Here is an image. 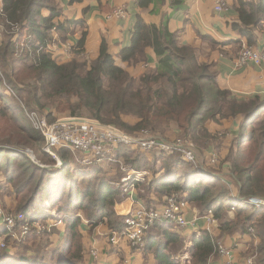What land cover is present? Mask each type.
<instances>
[{"label": "trees", "instance_id": "1", "mask_svg": "<svg viewBox=\"0 0 264 264\" xmlns=\"http://www.w3.org/2000/svg\"><path fill=\"white\" fill-rule=\"evenodd\" d=\"M2 3L0 24L5 39L0 47V177L4 180L0 181V194L13 196L16 211L25 215L26 221L35 215L38 221L46 222L41 212L48 204L59 218H65V231L63 243L50 250L49 237L39 236L33 228L17 246L10 235L13 231L1 228L0 237H6V245L0 247V264H83V220L94 226L107 223L111 232L125 228V217L118 216L115 207L129 194L114 184L121 185L128 173L123 170L126 167L153 176L150 182L134 183L139 191L137 199L144 207L156 209L177 196L200 217L213 215L220 223V239L236 233L259 239L261 244L253 253L256 261L264 264V207L257 209L246 202L252 197L264 198V96L240 97L221 89L213 65L201 62L193 47L180 43L166 25L149 26L139 18L131 45L122 49L119 57L124 63L137 65L147 60L145 51L152 48L157 57L155 70L133 77L116 64L105 42L94 61L76 56L59 64L46 50L52 31L62 29L55 24L62 15L55 0ZM44 9L51 12L48 18L42 15ZM236 11L240 23L235 29L251 46L254 29L264 22V0L256 4L237 0ZM16 33L19 38L13 41ZM30 104L48 110L50 123L57 120L54 112L68 113L131 135L148 132L167 141L172 140L174 128L178 131L176 139L201 150L209 146L203 140L211 141L208 122L239 116L244 121L226 156L230 176L225 179L214 175L220 171L186 162L178 152H141L123 145L108 146L103 162L91 166L80 163L78 152L58 149L63 164L55 169L58 162L43 151L45 138L27 116L34 111ZM27 148L47 167L34 164L24 154ZM113 170L115 175H111ZM157 174L160 176L155 178ZM230 186L237 188L239 201L234 200ZM233 208L237 217L227 220L224 215ZM216 241L203 230L191 236L189 249L178 226L156 223L147 232L142 253L144 257L153 255L156 264H182L183 254L189 255L191 264H208L217 253Z\"/></svg>", "mask_w": 264, "mask_h": 264}, {"label": "crops", "instance_id": "2", "mask_svg": "<svg viewBox=\"0 0 264 264\" xmlns=\"http://www.w3.org/2000/svg\"><path fill=\"white\" fill-rule=\"evenodd\" d=\"M217 0H55V3L61 8L62 15L55 20V24L61 25V30L54 29L51 34V41L48 42L46 50L52 55V58L59 64L67 63L76 56L84 57L89 61L96 60L100 55L102 43L105 42L108 53L115 59L116 64L124 68L133 77L142 76L147 70H155L157 67V57L152 48H147L146 61L137 65H129L120 60V51L131 45L132 33L137 18L141 19L149 26L160 27L166 25L171 33L178 36L180 43L189 45L198 53L201 62L213 65V70L217 74L218 84L221 89L229 90L240 97L264 96V63L256 66L250 64L245 67H236V60L243 46L251 47L259 52L264 53V22L261 28L253 31V44L250 46L248 39L242 37L235 29V25L240 23L238 13L236 11L237 0H224L228 6L227 10L217 12L215 10ZM252 3H258L259 0H245ZM3 6L0 0V11ZM117 9H123L126 13L124 18L109 16ZM51 12L47 9L42 11L45 18L50 16ZM0 28L2 25L0 24ZM238 28V27H237ZM4 30V29H3ZM1 29L0 43L4 42L5 35ZM19 35L16 33L13 41H16ZM20 86V85H19ZM59 119V118H58ZM127 122L133 124L134 121L126 119ZM244 118L239 116L236 119L222 120L219 123L208 122L206 129L211 136V141L215 144L218 140V153L222 150L225 154L221 159V166L217 168L208 164L212 158V145L201 150L200 156L204 161H198V165L206 163L215 171L216 176L225 179L230 176L229 166L226 162V156L232 143L233 136L238 134L239 127L243 123ZM223 132L225 136L222 139L216 137L217 134ZM173 136H177V130L173 128ZM171 136V137H173ZM161 138V136H159ZM175 139V138H170ZM226 140L227 143H224ZM212 151V153H211ZM82 162L83 154L76 153ZM211 154L210 158L208 155ZM149 160L152 156H147ZM87 166V165H86ZM207 168V167H206ZM209 169V168H208ZM210 170V169H209ZM123 179L136 178V171L129 169ZM115 170L111 171V175H115ZM143 179H132L130 187L127 191L129 198L116 205L115 211L118 216L125 217L130 212L138 209L142 205L137 199V191L134 183L150 182L153 179L147 172ZM161 174V173H160ZM157 174L155 178H158ZM122 179V180H123ZM0 178V181H3ZM121 185L124 184L121 182ZM234 200L239 201L237 188L229 187ZM125 189V188H123ZM126 192V191H125ZM155 204L159 203L155 197H151ZM264 198L252 197L248 200ZM3 204H9L10 198H3ZM46 208L49 205L46 204ZM45 208V209H46ZM43 210L41 215H49L52 212ZM54 213V212H53ZM187 220L194 221V226L181 228L184 236L188 240L187 248H191L189 239L193 235H198L201 231H207L220 242L225 248L231 250L230 261L232 264H246V260L254 258L253 253L261 244L260 240L253 238L251 235H241L239 233L226 235L221 238L220 223L209 214L200 217L196 209L188 206L186 210ZM237 217L236 210L229 209L225 218L227 220H235ZM52 219V218H51ZM48 222V221H46ZM177 226V225H176ZM55 230L57 234L52 235V250L64 241L65 225H59ZM111 230L107 223L100 225H92L87 220H83V228L81 231L83 249L96 250L99 254L97 260H88L84 253V263L89 264H156L154 256L148 255L144 257L142 252L131 250L126 241H121L117 246H113L109 242ZM145 248V247H144ZM253 248V249H252ZM188 254H183L180 258L181 263L189 262ZM227 259L219 254H215L210 258L208 264H227ZM257 262V261H256ZM191 264V262H189Z\"/></svg>", "mask_w": 264, "mask_h": 264}, {"label": "built area", "instance_id": "3", "mask_svg": "<svg viewBox=\"0 0 264 264\" xmlns=\"http://www.w3.org/2000/svg\"><path fill=\"white\" fill-rule=\"evenodd\" d=\"M228 6L224 0H217L215 10L223 12ZM125 11L123 9L115 10L110 16L124 18ZM2 29V28H0ZM264 63V53L259 52L251 47L243 46L237 58V66L243 67L249 64L256 66ZM27 116L36 131L42 134L45 138L46 146L44 152L56 158L55 151L58 149H69L72 152L83 154L82 162L84 165L91 166L102 163L103 152L108 146L117 147L123 145L126 147L139 148L141 152H149L157 150L161 152H178L183 159L192 164H198V157L194 151V146L187 141L174 139L167 141L165 139L144 132L139 135H131L113 126H102L98 121L83 118H59L54 123L48 122L45 116L40 115L35 111H30ZM109 127V128H107ZM57 159V158H56ZM61 164V161H57ZM124 171L130 172L129 168H123ZM136 178H141L145 173H135ZM128 177L122 180L125 191L127 192L132 179ZM247 203L255 206L257 209L264 207V200L252 199ZM188 205L185 201L177 196L168 199L165 206L159 208H146L140 206L138 209L130 212L125 216V228L121 232L110 233V244L117 246L124 239L129 242L134 250H143L146 244L147 232L156 223H171L181 228L194 226V221L187 220L186 210ZM46 222H40L33 215L30 221H26V216L19 214L18 216L8 217L3 224L6 230H10L15 224L22 225V233L20 238L27 236L32 228L39 234L50 232V225ZM217 254L227 259V264H232L230 261L231 250L227 249L220 242L217 243ZM92 257L97 260V253L92 252ZM254 258L246 260V264H256Z\"/></svg>", "mask_w": 264, "mask_h": 264}, {"label": "rangeland", "instance_id": "4", "mask_svg": "<svg viewBox=\"0 0 264 264\" xmlns=\"http://www.w3.org/2000/svg\"><path fill=\"white\" fill-rule=\"evenodd\" d=\"M118 10V9H117ZM125 16H126V14H125ZM2 30H3V26H2ZM0 31H1V29H0ZM4 31V30H3ZM1 33V32H0ZM0 45H1V43H0ZM1 47V46H0ZM236 63H237V60H236ZM250 65V64H249ZM246 66H248V65H246ZM236 67L237 68H240V67H238L237 66V64H236ZM243 67H245V66H243ZM26 98V97H25ZM27 100V99H26ZM30 108L31 109H33L35 112H37V113H39L40 115H42V116H45L46 118H47V120H48V122H50V120H49V112H48V110H44V109H40V108H35V106L34 105H32V104H30ZM52 116H56V119H58V118H65V117H68V118H73L72 116H70V114H68V113H64V114H62V113H56V112H54L53 113V115ZM81 118H83V119H90V118H88V117H81ZM92 120V119H91ZM52 124V123H51ZM173 136V135H172ZM225 136V134L223 133V132H220V134H217L216 135V137L218 138V139H222L223 137ZM156 137H159V136H156ZM178 136H173V137H171V138H177ZM226 137V136H225ZM162 138V137H161ZM170 138V137H169ZM163 139V138H162ZM203 143H205V144H207V145H209V146H211L212 145V148H211V150H213V153H212V151H211V153H212V158L208 161V164L209 165H211V166H214V167H218V166H221L222 164L220 163L221 162V159H222V157L224 156V152L221 150L219 153H218V150H219V147H218V145H219V141L218 140H216L215 141V144L212 142V141H210V140H208V141H202ZM228 142V141H227ZM226 142V140H224V143H227ZM46 146V145H45ZM45 146H44V148H43V151H44V149H45ZM208 147V146H207ZM195 149H194V151H195V153H196V155H197V157H198V161H204V159L200 156V153H198V151L200 152L201 151V149H198V146H196V147H194ZM206 148V147H205ZM24 151V154L34 163V164H37V165H39V166H44V165H41L38 161H37V159H36V157H35V154H34V152L31 150V149H25V150H23ZM50 155V154H49ZM55 155H56V158H55V160L56 161H61V164L59 165V164H56L55 166H54V168L55 169H57V168H60L61 166H62V160L59 158V156H58V154H57V151H55ZM50 156H52V155H50ZM210 156H211V154H209L208 155V158H210ZM53 157V156H52ZM54 158V157H53ZM203 166H205V167H207V168H209V169H213L212 167H209V166H207L206 165V163H203L202 164ZM44 167H47V166H44ZM120 171L121 172H123L122 171V168L120 169ZM202 177H205V178H210L211 176L210 175H208V174H203L202 175ZM0 178H3V177H0ZM142 179V177L140 178V180ZM114 185H116V186H119V187H122V188H124V186L123 185H120V184H114ZM125 190V189H124ZM10 198V200H11V202L9 203V204H3V201H2V199L3 198ZM46 209H48L47 211L48 212H52V217L51 218H54V219H51L50 218V216L49 215H45L46 216V218H47V221L48 222H46V223H48V225H50V227L48 228V229H50V232H48V233H43V234H39L38 233V235L39 236H43L45 239H48V237H49V239H50V241H51V245H52V235L55 233V234H57L58 235V232L55 230V228H57L59 225H62V224H64V219L65 218H59V216L54 212V211H52L53 209H51V207H49V208H46ZM42 211V210H41ZM54 212V213H53ZM17 213V214H16ZM19 214H18V212L16 211V201H15V199L13 198V196H9V195H2V194H0V229L1 228H5V226H4V224H3V220H4V222H5V220H6V218H8V217H12V218H14V216H18ZM225 216V215H224ZM59 218V219H58ZM46 223H44V224H42L43 226H45L46 227ZM19 225H21V224H18V225H14L10 230H12L13 232L12 233H10V235H11V237L13 238L14 237V239H15V241H16V245L15 246H17V245H19L21 242H23L24 241V238L26 237H23V239H21L20 238V236H21V233H22V226H20V231H19ZM47 228V227H46ZM108 238H110V236L108 237ZM110 240V239H109ZM21 241V242H20ZM124 241H126L125 239H124ZM41 242V241H40ZM42 242H44V239L42 240ZM127 242V241H126ZM45 243V242H44ZM121 243V242H120ZM46 244V246L47 247H49V244L48 243H45ZM127 244H128V246H129V248L131 249V250H133V246L129 243V242H127ZM6 245V237L4 236V237H0V247L1 248H4V246ZM83 245V244H82ZM10 248H11V250H12V252H15V249H14V247H13V245H10L9 246ZM55 248H53V250H54ZM50 250H52V247H50ZM84 251V253H85V257L88 259V260H90L89 259V256H90V258H91V260L93 261L94 259H93V257H92V252L93 251H95L96 253H97V259L99 258V254H98V252L96 251V250H92L91 248L90 249H83ZM136 252H142V250H137L136 249ZM92 261H88L89 262V264H92ZM189 262H191V260H189ZM189 262H187V263H182V264H189ZM256 264H261L260 262H257Z\"/></svg>", "mask_w": 264, "mask_h": 264}, {"label": "water", "instance_id": "5", "mask_svg": "<svg viewBox=\"0 0 264 264\" xmlns=\"http://www.w3.org/2000/svg\"><path fill=\"white\" fill-rule=\"evenodd\" d=\"M102 126H105L104 124H102ZM107 128H109V127H107Z\"/></svg>", "mask_w": 264, "mask_h": 264}]
</instances>
